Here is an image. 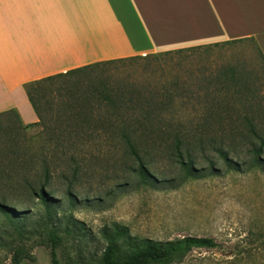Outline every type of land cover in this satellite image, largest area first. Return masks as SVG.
Here are the masks:
<instances>
[{
  "label": "trees",
  "instance_id": "1",
  "mask_svg": "<svg viewBox=\"0 0 264 264\" xmlns=\"http://www.w3.org/2000/svg\"><path fill=\"white\" fill-rule=\"evenodd\" d=\"M247 40L255 41L244 37L160 53ZM256 45L263 63L260 70L248 68L245 60L223 64L213 72H204L197 89H179L177 84L149 88L90 78L101 65L154 54L96 62L29 82L26 93L39 120L9 126L1 122L2 117L19 113L0 112V179L10 186L21 181L47 206L46 218L53 221L49 203L53 193L47 188L53 169L61 167L65 178L77 177L86 163L101 152H122L132 159L137 164L133 172L144 183L157 176L152 165L154 158L161 155L172 159L185 179L198 177L203 171L217 175L223 167L264 169V54ZM30 126L40 129L25 146L21 139ZM199 155L206 159L207 166H201ZM32 162L39 163L40 168L27 169ZM0 219L1 231L22 220V216L14 205L0 198ZM103 234L107 245L100 264L182 263L193 249L222 247L208 236L166 241L140 238L119 224L103 229ZM49 238L52 264H60V237L51 230ZM236 254H246L247 258L241 259L255 261L258 253L245 250Z\"/></svg>",
  "mask_w": 264,
  "mask_h": 264
},
{
  "label": "rangeland",
  "instance_id": "2",
  "mask_svg": "<svg viewBox=\"0 0 264 264\" xmlns=\"http://www.w3.org/2000/svg\"><path fill=\"white\" fill-rule=\"evenodd\" d=\"M242 60L248 68H262L255 41L115 61L98 67L90 78L149 88L177 84L179 89H197L204 72ZM1 122L27 125L15 112ZM39 129L26 128L22 143L27 146ZM154 161L157 176L148 183L139 181L133 172L136 162L122 152L97 154L77 177L65 178L61 167L53 169L47 186L53 193L49 202L53 221L46 218L47 206L21 181L10 186L0 179V198L22 216L0 231V264H52L51 230L60 237V264H100L107 245L103 229L114 224L140 238L166 241L208 236L222 244L212 250L193 249L184 262L174 264H264V169L223 167L217 175L203 171L202 176L185 179L172 159L161 155ZM199 162L208 165L200 155ZM26 167L37 170L40 164ZM245 250L258 253L255 261L236 254Z\"/></svg>",
  "mask_w": 264,
  "mask_h": 264
},
{
  "label": "crops",
  "instance_id": "3",
  "mask_svg": "<svg viewBox=\"0 0 264 264\" xmlns=\"http://www.w3.org/2000/svg\"><path fill=\"white\" fill-rule=\"evenodd\" d=\"M254 38L264 0H0V112L37 122L26 85L96 62Z\"/></svg>",
  "mask_w": 264,
  "mask_h": 264
}]
</instances>
